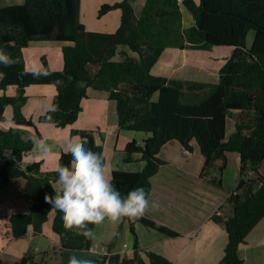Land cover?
I'll return each mask as SVG.
<instances>
[{"label": "trees", "instance_id": "1", "mask_svg": "<svg viewBox=\"0 0 264 264\" xmlns=\"http://www.w3.org/2000/svg\"><path fill=\"white\" fill-rule=\"evenodd\" d=\"M134 1L101 5L99 17L121 11L120 26L113 32L87 29L81 19L82 0H23L0 6V50L18 61L12 67L0 65V72L5 74L0 79V90L17 87L15 95L0 96V178L6 182L24 178L25 195L33 202L31 212H14L8 217L12 236H25L31 226L41 234L54 210L53 230L59 236V251L92 248L94 239L66 231L62 213L44 202L46 193L54 195L51 184L58 179L56 170H43L40 162L24 166V156L35 147L33 138L24 137L19 128H5L3 122L6 109L12 106L17 125L38 128L37 122L24 113L27 88L47 83L56 85L57 94L39 121L66 127L78 119L83 99L93 87L108 91L117 101L122 129L148 134L143 142L134 139L126 146V161H134V155L141 153L146 161L144 169L113 171L112 183L122 197L140 187L149 197L152 177L167 164L161 151L171 140H179L189 153L194 152L197 143L205 157L201 176L221 189H226L223 177L228 153L240 154V179L227 200L234 214H215L214 219L224 222L228 233L219 264H246L240 246L264 218V0H146L140 15ZM182 4L195 17V24L189 28L183 25ZM251 30L255 38L249 47L247 36ZM33 40L66 42L64 68L52 69L43 57L45 67L41 70L48 74H31L24 49ZM170 46L216 49L217 54L210 59L219 67L218 77L191 82L155 74L153 68ZM228 117L235 119V131L226 140ZM94 132L72 131L86 141V148L100 153L106 164L104 145L96 142ZM70 159L63 152L61 164L68 165ZM131 221L133 254L104 253L96 264H175L140 245L135 222L172 238L180 237L179 231L148 216ZM89 227L95 234L96 225ZM37 254L31 247L18 264L41 263L36 261Z\"/></svg>", "mask_w": 264, "mask_h": 264}, {"label": "crops", "instance_id": "2", "mask_svg": "<svg viewBox=\"0 0 264 264\" xmlns=\"http://www.w3.org/2000/svg\"><path fill=\"white\" fill-rule=\"evenodd\" d=\"M119 0H96L88 6L85 0L81 3V19L86 24L87 29L93 31L117 30L121 23V11L114 10L99 17V6L106 2ZM201 2L202 0H196ZM23 2V0H22ZM21 0H0V6L20 4ZM146 0L142 4L135 3L137 14H141ZM101 4V5H102ZM101 7V6H100ZM186 7V6H185ZM183 12L184 28L193 26L190 14ZM110 26H114L109 29ZM190 26V27H191ZM255 38V31L251 30L247 36V45L250 47ZM66 42L53 40H33L24 49V56L28 69L45 67L43 57H46L49 66L54 70H61L65 66L63 46ZM198 47V46H197ZM128 51V50H127ZM216 49H201L187 47L185 49L170 46L167 47L159 62L153 68V72L158 75L176 77L188 81H207L218 77L219 67L211 62L217 54ZM118 58V57H116ZM211 58V59H210ZM119 59V58H118ZM16 86H10L6 91L0 90V96L4 93L15 95ZM28 100L24 106V113L27 118H32L37 122V127L17 125L13 121V107L9 106L6 111V120L3 122L5 128L16 127L24 132L26 138H37L43 140L51 149L48 152H41L38 148L28 151L24 156L22 164L27 166L34 162H40L43 170H56L61 166V156L66 146V140L74 135L73 130H95V139L99 144L104 145L107 158L106 165L113 171L116 169L127 171H141L146 165L142 154H135L134 161H126L127 144L137 139L143 142L148 136L145 132L122 129L119 125L118 104L112 99L109 92L93 87L88 89V96L83 99V109L78 119L66 127H59L52 123L39 121V117L44 114L53 104L57 94L55 84H32L27 88ZM228 128V120H227ZM234 128V126H232ZM38 131L41 137H38ZM193 153L187 152L181 142L177 139L168 142L161 151V156L167 164L161 166L158 173L152 177V191L148 197L151 202L158 200L161 204L159 211L149 210L144 216L160 219L164 224L179 231L178 238L168 237L160 232H152L143 223L136 221L135 226L139 235L141 246L161 253L172 259L175 264H219L222 260L225 247L228 242V233L225 223L216 221L214 215L221 210L224 217L234 214L233 207L227 203L230 192H232L239 182L238 167H241V156L236 152H229V163L236 160V167L232 182L224 176V186L226 189L215 187L201 176L205 164V157L197 143H195ZM3 163V155L0 154V164ZM227 166V167H228ZM264 170V161L262 162ZM254 175V172H250ZM229 180V181H228ZM24 178H12L3 183L0 178V264H18L32 247V241L40 234H36L33 226L28 233L20 238H14L8 226V217L14 212H31L33 202L25 195ZM235 187V188H234ZM234 188L232 191L231 189ZM54 211V210H53ZM50 212L55 217V211ZM48 220V221H49ZM47 221V222H48ZM47 222L44 224L43 233ZM131 220L127 218L118 224L105 221L96 225L94 244L90 250H98L101 254L106 252L105 243L109 242L116 232H120L117 244L114 248L107 247L108 254L121 253L132 255L134 249V235L131 231ZM130 232L132 241L130 240ZM126 241L122 244L121 237ZM54 240L60 246L58 234L54 235ZM134 241V243H133ZM126 243V244H125ZM127 246V247H126ZM108 249L110 251H108ZM90 250H65L58 253L57 250L51 252V260L55 259L56 264H68L69 257L75 255L78 259H89L95 262L100 255H91ZM240 255L245 259L246 264H264V218L258 222L254 229L248 234L246 242L240 246ZM40 260V253L36 256ZM96 264V262H95Z\"/></svg>", "mask_w": 264, "mask_h": 264}, {"label": "clouds", "instance_id": "3", "mask_svg": "<svg viewBox=\"0 0 264 264\" xmlns=\"http://www.w3.org/2000/svg\"><path fill=\"white\" fill-rule=\"evenodd\" d=\"M22 2V0H21ZM18 61L0 50V65L12 67ZM33 75H46L37 67L28 69ZM4 73L0 72V79ZM55 111L56 108L51 109ZM33 143L41 152L51 149L40 139L33 138ZM85 140L79 136L69 137L64 152L70 155L68 165L58 166V179L51 184L54 195L45 194L44 202L62 213L61 219L66 231H75L87 239H94L95 234L89 225H100L105 221L118 224L143 217L149 210L159 211L158 200L149 201L144 188L130 190L122 197L112 183L110 168L104 163L100 153L85 147ZM91 255H100L98 250H90ZM68 264H95L89 259L69 257Z\"/></svg>", "mask_w": 264, "mask_h": 264}, {"label": "rangeland", "instance_id": "4", "mask_svg": "<svg viewBox=\"0 0 264 264\" xmlns=\"http://www.w3.org/2000/svg\"><path fill=\"white\" fill-rule=\"evenodd\" d=\"M86 1V3L88 4V6H91V4L93 3V2H95L96 0H85ZM100 2L101 1H107V0H99ZM135 3H138V4H141L142 6H143V4H142V2H143V0H135L134 1ZM102 4V3H101ZM101 4H100V6H101ZM100 6H99V8H100ZM183 6H184V12L186 13L187 12V14H190L191 16H192V18H193V20H194V14L187 8V7H185V5L183 4ZM136 7V6H135ZM191 26V25H190ZM190 26H188V27H190ZM114 26H110L109 27V29H112ZM194 48H199V47H194ZM201 49H203V47H201ZM115 100V99H114ZM232 126H234V128H232ZM20 129V128H19ZM234 131H235V119L233 118V117H228V128H227V133H226V140H228L229 138H230V136L234 133ZM21 132H22V130H21ZM23 133V136H25V134H24V132H22ZM94 134H96V131L94 132ZM231 152H236V151H231ZM236 153H238V152H236ZM234 162H232L231 163V165L230 166H228L226 169H225V172H224V174L226 175V177L230 180V182H232V179H233V174H234V171H235V168L236 167H238V166H236V164H234V163H236V160H233ZM61 166H62V164H61ZM238 169V172H239V175H240V166L237 168ZM224 175V176H225ZM21 178V177H20ZM205 179V178H204ZM223 179H224V177H223ZM240 179V178H239ZM207 180V179H206ZM228 180V181H229ZM207 181H209V180H207ZM2 182L3 183H5L6 181H3L2 180ZM210 183V182H209ZM212 184V183H211ZM235 188V187H234ZM234 188H232L231 189V191L234 189ZM54 212V211H53ZM216 214L217 215H219L218 213H217V211H216ZM219 216H223V215H219ZM52 216H50L49 217V219L51 218ZM153 219H155V220H157V221H160V222H162V223H164L163 221H161L160 219H157V218H154V217H152ZM167 225V224H166ZM52 226V220L50 221H48L47 222V224H46V226H45V229L48 227V230H46V232H42L38 237H36V238H34L33 239V241L31 242L32 243V248H34V250L36 251V252H39L40 253V260L38 261L37 259H36V261H38V262H41V263H39V264H49L48 262H47V260H50L51 259V252H53L54 250H57V252L58 253H62V252H64V251H59V246H58V243L54 240V235L56 236L57 235V233H55V231L53 230V227H51ZM169 226V225H168ZM148 228V227H147ZM149 229H151V228H149ZM152 230V232H160L159 230H156V229H151ZM120 233H121V231L120 232H116L114 235V237L109 241V242H107V243H105V245L107 246V247H109V249H111V248H114L115 246H116V244H117V240H118V237H119V235H120ZM160 233H162V232H160ZM163 234V233H162ZM132 234H131V232H130V240L129 241H132ZM121 242H122V244L124 243V242H129V241H126L125 240V238H123V236L121 237ZM130 244H131V242H129ZM133 243H134V241H133ZM126 244V243H125ZM134 245H135V243H134ZM131 246H133L132 244H131ZM107 247H106V252H107ZM127 247V246H126ZM108 249V251H110ZM105 251H104V253H106ZM38 255V254H37ZM36 255V256H37ZM95 262H97V260L95 259ZM51 264H56V260L55 259H52L51 260Z\"/></svg>", "mask_w": 264, "mask_h": 264}, {"label": "built area", "instance_id": "5", "mask_svg": "<svg viewBox=\"0 0 264 264\" xmlns=\"http://www.w3.org/2000/svg\"><path fill=\"white\" fill-rule=\"evenodd\" d=\"M217 213H218L219 215H223V216H224V213H223L221 210H218Z\"/></svg>", "mask_w": 264, "mask_h": 264}]
</instances>
